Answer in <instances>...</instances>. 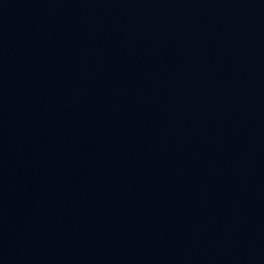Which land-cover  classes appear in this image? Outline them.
I'll list each match as a JSON object with an SVG mask.
<instances>
[{
    "label": "water",
    "instance_id": "obj_1",
    "mask_svg": "<svg viewBox=\"0 0 264 264\" xmlns=\"http://www.w3.org/2000/svg\"><path fill=\"white\" fill-rule=\"evenodd\" d=\"M0 264H264V0H0Z\"/></svg>",
    "mask_w": 264,
    "mask_h": 264
}]
</instances>
